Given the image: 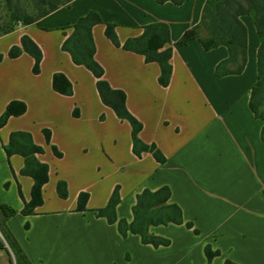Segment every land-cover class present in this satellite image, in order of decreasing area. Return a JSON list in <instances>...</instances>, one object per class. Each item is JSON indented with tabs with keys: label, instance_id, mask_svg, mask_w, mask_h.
I'll use <instances>...</instances> for the list:
<instances>
[{
	"label": "crops",
	"instance_id": "0c3cea01",
	"mask_svg": "<svg viewBox=\"0 0 264 264\" xmlns=\"http://www.w3.org/2000/svg\"><path fill=\"white\" fill-rule=\"evenodd\" d=\"M205 2L73 0L0 37V118L11 113L0 129V206L16 212L5 224L30 264H207L208 245L219 252L212 264H264V121L250 108L259 39L253 19L243 16L245 67L241 74L217 77V65L229 55L226 47L206 51L198 40L179 45L186 32L200 28ZM89 11L103 21L92 35L104 79L126 94L128 111L143 125L139 138L156 145L163 164L149 152L134 154L130 123L102 102L94 75L62 50L71 26ZM107 23L115 25L122 44L148 25H168V86L159 82L158 63L113 45ZM24 36L41 49L38 73L22 47ZM12 48L20 50L14 58ZM14 132L30 134L44 149L36 158L49 167L43 203L27 216L22 210L32 200L34 180L22 174L25 159L15 154L9 162L4 150ZM59 181L67 184L65 199L57 192ZM116 186L118 218L131 223L137 195L167 186L170 202L198 234L185 225L151 226V234L171 242L159 248L138 235L123 238L116 225L93 212L107 205ZM82 192L89 194L84 212L77 210Z\"/></svg>",
	"mask_w": 264,
	"mask_h": 264
},
{
	"label": "trees",
	"instance_id": "16d2710c",
	"mask_svg": "<svg viewBox=\"0 0 264 264\" xmlns=\"http://www.w3.org/2000/svg\"><path fill=\"white\" fill-rule=\"evenodd\" d=\"M73 0H0V37L12 33L21 22L23 25H32L41 18L52 12L70 6ZM158 4L172 3L181 5L183 0H156ZM250 16L256 28L259 39L257 50V82L251 91L250 108L254 115L264 121V0H206L200 28L186 32L179 45L185 46L191 40H198L204 50L210 51L220 46L228 50V58L220 62L215 74L217 77L241 74L248 55V31L241 18ZM103 24L101 17L94 11H89L85 16L79 18L71 28L73 32L66 34L62 50L69 53L76 65L84 66L97 79L96 87L102 102L110 107L121 119L130 123L132 127L133 152L137 157L142 153L149 152L158 163L163 164L165 157L155 144H145L139 138L143 125L127 109L126 94L123 91L113 89L104 79V69L95 60V43L92 29L95 25ZM106 36L118 48L125 51L141 54L147 63L156 62L160 66L161 75L159 82L166 87L170 83L172 66L170 59L172 48H165L171 44L169 27L165 23H154L144 28V33L137 38L128 39L120 43L115 32V25L106 24ZM22 47L34 60V72L38 73L42 60L41 49L27 36L22 38ZM20 53L18 48H12L9 55L14 58ZM3 56L0 55V61ZM70 88V86H69ZM10 109L0 118V129L6 124ZM46 140L50 143V132L44 131ZM264 141V126L261 131ZM4 150L10 162L11 156L18 154L25 159L23 175L33 178L32 200L25 205L22 214L27 216L34 212L37 206L43 203L42 188L49 180V167L38 161L36 155L42 154L44 149L33 142L30 134L25 132H14L10 136L9 143ZM57 157L61 153L53 147ZM57 192L61 198H67V184L59 181ZM89 194L82 192L78 197L77 210L84 212ZM171 191L169 187L163 186L156 191L143 190L137 195L136 204L132 208L133 221L129 223L124 218H118L116 208L121 202L120 187L116 186L107 205L103 208L94 209L97 218H105L109 224L116 225L119 234L126 238L129 234L138 235L141 242L154 248L170 245V240L156 236L149 232L151 226L158 225H185L188 229L198 234L191 222H185L182 210L175 203L170 202ZM16 212L7 205L0 206V227L5 240L17 256L18 261L30 264L21 247L6 227V220L14 216ZM28 227V224L25 225ZM207 264H212L213 259L219 255L218 251H212L208 245L205 248ZM224 264H236L227 260Z\"/></svg>",
	"mask_w": 264,
	"mask_h": 264
},
{
	"label": "rangeland",
	"instance_id": "374dc122",
	"mask_svg": "<svg viewBox=\"0 0 264 264\" xmlns=\"http://www.w3.org/2000/svg\"><path fill=\"white\" fill-rule=\"evenodd\" d=\"M262 111L264 112V104L262 106ZM10 248V247H9ZM11 250V249H10ZM3 250L0 254V264H23V262H19L17 259V256H15V254L12 252V250ZM11 252L13 253V256L11 255ZM11 257L9 259V257Z\"/></svg>",
	"mask_w": 264,
	"mask_h": 264
},
{
	"label": "built area",
	"instance_id": "2783aa9c",
	"mask_svg": "<svg viewBox=\"0 0 264 264\" xmlns=\"http://www.w3.org/2000/svg\"><path fill=\"white\" fill-rule=\"evenodd\" d=\"M18 26H23V23H19ZM3 250H10L6 240H5V237L3 235V232L1 230V227H0V254ZM11 251V250H10ZM11 255L13 256V253L11 252Z\"/></svg>",
	"mask_w": 264,
	"mask_h": 264
}]
</instances>
